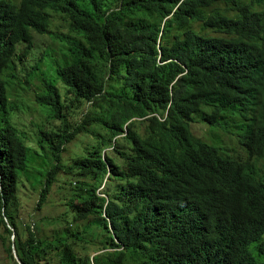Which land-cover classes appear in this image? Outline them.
Here are the masks:
<instances>
[{
	"label": "trees",
	"instance_id": "1",
	"mask_svg": "<svg viewBox=\"0 0 264 264\" xmlns=\"http://www.w3.org/2000/svg\"><path fill=\"white\" fill-rule=\"evenodd\" d=\"M52 13L77 36L62 37L73 59L36 96L42 121L27 136L7 73L19 45L29 55L35 32L51 33ZM229 117L244 121L248 160L190 130L198 119L225 128ZM80 134L94 143L69 159ZM263 158L264 0H0V243L10 264L13 249L21 264H264L253 254L264 256V179L252 162ZM29 170L41 185L35 214L60 173L77 178L53 240L38 237L37 215L19 218Z\"/></svg>",
	"mask_w": 264,
	"mask_h": 264
},
{
	"label": "rangeland",
	"instance_id": "2",
	"mask_svg": "<svg viewBox=\"0 0 264 264\" xmlns=\"http://www.w3.org/2000/svg\"><path fill=\"white\" fill-rule=\"evenodd\" d=\"M52 20L53 24L50 34L42 35L35 32V46L29 55L23 56L25 52L24 45L21 44L18 46L13 69L7 73L11 95L10 100L16 108L18 122H22L27 126L25 130L27 136L29 135L30 124L33 122L39 124L38 122L41 123L42 121L41 112L38 110L35 101L36 96L41 95L46 91L47 82L59 83V80L57 81L58 68L69 63L73 59L69 51L70 44L62 40V37H69L72 39L77 38L70 28L68 19L64 16L52 13ZM194 28L197 29L198 26L194 25ZM229 118V124H227L225 128L211 126L198 119L192 125L190 124V130L194 136L200 138L209 145L219 148L224 156L229 158L242 157L243 159L248 160V155L240 144V132L238 131V123L244 125V121L233 117ZM100 132L104 133L103 130H100ZM93 143L94 139L91 136L80 134L74 141L68 144L66 155L69 159H72L74 156L85 152V147L92 145ZM118 143H120V140H118ZM26 144L31 150L30 155L33 156L31 166H36V170H40L44 164L42 159L38 160L36 157L38 146L31 141V137H29ZM104 153L113 156V153L110 150L107 152L104 151ZM252 162L256 163L257 166V178L260 180L261 178L264 179V158L259 160L254 159ZM46 168L47 167H45V169ZM35 172V170H29L24 175L23 185L25 188L22 197H31L23 201L19 218H21L24 223H31V216L37 215L38 221L35 223V232L38 237L41 239L53 240L63 229H65V226L61 225L60 220L65 214L64 205L71 202L68 193L70 191L71 194L75 187V185L71 187L70 184H67L70 180H72L73 183L77 182V178L73 179L72 175H69L68 178L70 180L67 181L66 175L60 173L59 178L61 182L57 183L52 189L47 204L43 210L38 214H35L34 210L37 205L38 189L41 188V185L39 188H32ZM42 182H44V178L42 179ZM56 220L57 223L54 222ZM97 231L101 232L102 228L97 229ZM86 236L90 237V234H87ZM91 242L95 247H100L95 240ZM256 245L257 242L251 245L252 251ZM102 253H104V251L97 254L99 255ZM253 254L259 259V261H263L261 258H264V256L260 255L257 251H253ZM0 264H10L1 243Z\"/></svg>",
	"mask_w": 264,
	"mask_h": 264
},
{
	"label": "water",
	"instance_id": "3",
	"mask_svg": "<svg viewBox=\"0 0 264 264\" xmlns=\"http://www.w3.org/2000/svg\"><path fill=\"white\" fill-rule=\"evenodd\" d=\"M14 238H15V236L13 237V240H14ZM13 256H14V259L17 261V263H18V264H21V263L19 262L18 256H17L16 252L14 251V249H13Z\"/></svg>",
	"mask_w": 264,
	"mask_h": 264
}]
</instances>
